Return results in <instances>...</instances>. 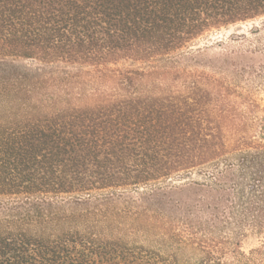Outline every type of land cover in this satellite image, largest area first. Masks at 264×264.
Returning a JSON list of instances; mask_svg holds the SVG:
<instances>
[{"label":"trees","instance_id":"obj_1","mask_svg":"<svg viewBox=\"0 0 264 264\" xmlns=\"http://www.w3.org/2000/svg\"><path fill=\"white\" fill-rule=\"evenodd\" d=\"M0 264H264V0H0Z\"/></svg>","mask_w":264,"mask_h":264},{"label":"rangeland","instance_id":"obj_2","mask_svg":"<svg viewBox=\"0 0 264 264\" xmlns=\"http://www.w3.org/2000/svg\"><path fill=\"white\" fill-rule=\"evenodd\" d=\"M257 24V23H254ZM252 22L251 23H244L238 26H233V27H229L227 29H222L220 31H217L213 34H210V36H208L207 38H203L201 40H199V45L203 46L204 44L210 45L211 43L217 41L218 39H225L227 36H229L231 33L237 32V33H242V32H246L251 26H252ZM262 236L263 235H258V234H249L247 237L242 239V249L244 251H247L248 249L252 248V247H256L260 244L261 240H262Z\"/></svg>","mask_w":264,"mask_h":264}]
</instances>
